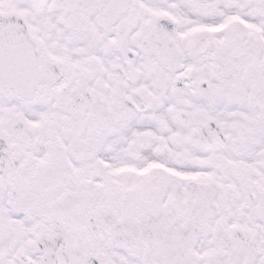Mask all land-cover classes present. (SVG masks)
Wrapping results in <instances>:
<instances>
[{"label": "snow or ice", "instance_id": "snow-or-ice-1", "mask_svg": "<svg viewBox=\"0 0 264 264\" xmlns=\"http://www.w3.org/2000/svg\"><path fill=\"white\" fill-rule=\"evenodd\" d=\"M0 264H264V0H0Z\"/></svg>", "mask_w": 264, "mask_h": 264}]
</instances>
